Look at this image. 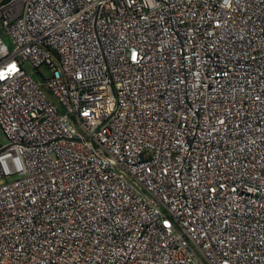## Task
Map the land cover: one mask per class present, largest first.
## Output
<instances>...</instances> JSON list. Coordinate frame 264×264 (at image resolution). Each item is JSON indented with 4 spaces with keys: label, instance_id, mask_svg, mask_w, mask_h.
<instances>
[{
    "label": "built area",
    "instance_id": "2783aa9c",
    "mask_svg": "<svg viewBox=\"0 0 264 264\" xmlns=\"http://www.w3.org/2000/svg\"><path fill=\"white\" fill-rule=\"evenodd\" d=\"M0 31V264H264V0H0Z\"/></svg>",
    "mask_w": 264,
    "mask_h": 264
},
{
    "label": "rangeland",
    "instance_id": "374dc122",
    "mask_svg": "<svg viewBox=\"0 0 264 264\" xmlns=\"http://www.w3.org/2000/svg\"><path fill=\"white\" fill-rule=\"evenodd\" d=\"M0 33H1V35L4 36V34H3L2 31H0ZM4 42H5V44H6L7 46L10 47V45H11L10 40L5 39ZM34 80H37V78H36L35 76H34ZM5 143H6V140H5L4 137L0 134V144H5Z\"/></svg>",
    "mask_w": 264,
    "mask_h": 264
}]
</instances>
